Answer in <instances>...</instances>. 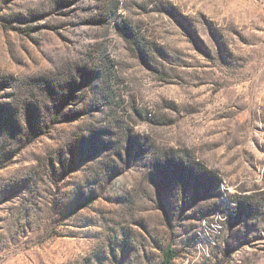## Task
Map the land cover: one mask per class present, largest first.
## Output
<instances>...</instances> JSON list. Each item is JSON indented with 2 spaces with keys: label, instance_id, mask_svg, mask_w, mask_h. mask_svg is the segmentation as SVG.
Wrapping results in <instances>:
<instances>
[{
  "label": "rangeland",
  "instance_id": "rangeland-1",
  "mask_svg": "<svg viewBox=\"0 0 264 264\" xmlns=\"http://www.w3.org/2000/svg\"><path fill=\"white\" fill-rule=\"evenodd\" d=\"M168 249L264 264V0H0V264Z\"/></svg>",
  "mask_w": 264,
  "mask_h": 264
},
{
  "label": "trees",
  "instance_id": "trees-1",
  "mask_svg": "<svg viewBox=\"0 0 264 264\" xmlns=\"http://www.w3.org/2000/svg\"><path fill=\"white\" fill-rule=\"evenodd\" d=\"M92 202L93 201L88 200V201L84 202L82 205L88 206ZM175 257H176L175 253L171 249H168L166 254H165V258H164V261L162 264H172V261L175 259Z\"/></svg>",
  "mask_w": 264,
  "mask_h": 264
}]
</instances>
